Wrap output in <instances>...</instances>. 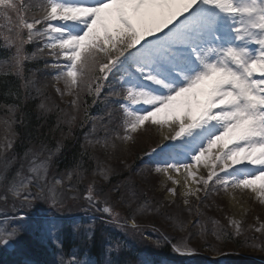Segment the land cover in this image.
I'll use <instances>...</instances> for the list:
<instances>
[{
  "label": "snow or ice",
  "instance_id": "1",
  "mask_svg": "<svg viewBox=\"0 0 264 264\" xmlns=\"http://www.w3.org/2000/svg\"><path fill=\"white\" fill-rule=\"evenodd\" d=\"M30 44L38 45L31 53L26 47ZM0 49L10 53L0 58V75L18 77L24 97L36 83L25 78L26 64L44 54L52 57L44 67L52 68L57 83L64 84V90L56 91L72 96L74 109L82 94L96 104L107 89L104 115L92 118L90 134L102 128L114 131L115 137L89 144L115 148V140L135 142V134L149 127L163 131L171 143L147 155L155 153L154 172L165 177V185L171 181L181 186L184 205H190L189 197L201 200L203 192L206 199L220 189L231 191L237 203V190H249L264 202V0H0ZM6 95L19 103L8 105L7 116L0 119V201L11 198L14 206L31 209L39 200L61 208L65 188L71 191L74 178L84 179L83 165L77 161L59 177L50 175L53 154L44 155L41 141L39 151L25 150L9 178L7 172L17 160L15 153L7 155L14 149L13 125L23 123L25 114L15 115L23 105L21 92L9 90ZM39 107L50 110L44 103ZM112 173L111 167L98 165L92 175L109 181ZM96 184L93 179L87 185L88 204L118 227L137 229L136 216L149 209L137 202L135 187L118 184L105 192L97 191ZM167 191L172 197L177 194L176 187ZM116 203L125 204L131 214L123 224ZM230 224L236 236L242 234L240 222L230 219ZM43 229L60 253L58 264H91L78 249L64 251L62 225L54 218L45 220ZM22 232L15 220L8 227L0 225V246H8ZM94 235L92 227L85 231L86 246ZM200 235H205L203 228ZM212 235L218 241L234 238L223 228L213 229ZM106 245L102 264H119L111 257L118 256L120 242L106 239ZM172 248L179 255L193 254L184 237Z\"/></svg>",
  "mask_w": 264,
  "mask_h": 264
},
{
  "label": "rangeland",
  "instance_id": "2",
  "mask_svg": "<svg viewBox=\"0 0 264 264\" xmlns=\"http://www.w3.org/2000/svg\"><path fill=\"white\" fill-rule=\"evenodd\" d=\"M35 81V87L39 89L37 91L38 98L43 100V97H45L47 94H49L53 99H55V94L58 95V92L56 91L57 86L51 81L48 75L41 73V78L38 80L33 79ZM49 92H53L54 95H51ZM81 95V99L82 96ZM69 95H64L63 100L65 102L69 101ZM57 98V97H56ZM59 99V98H58ZM80 99V100H81ZM56 100V99H55ZM82 102V100H81ZM100 104H103L102 99L99 100ZM55 102L45 100V105L48 109L54 108ZM80 106V102H79ZM79 108V107H78ZM77 110V109H76ZM64 111L61 109V112ZM106 120V118H105ZM114 127V126H113ZM92 129V128H91ZM157 132H153L152 129H147V131L141 130L137 133L136 136H140L139 139L133 141H127V142H121L120 140H115L116 147H108L107 149L103 148L102 153L105 150L111 151L113 155V164H107L106 158L100 157V159L103 161L101 165H106L108 167H111L113 169V173L115 174L119 169H125L131 170L127 174V177L123 178H116L117 184H130L135 187V191L137 193L138 198L142 197V195H146L147 198H149V205H148V211H146L143 215H137L136 220L138 224L137 229H132L130 224L126 227H118L116 223H113L110 221V217H108L106 214L102 213L101 211H98L95 207L94 208V215L95 217H106L109 219L108 222L104 223V231L102 232V238L106 242V235L107 231L106 229L108 227H112L113 231L117 232L118 235L123 233L126 235L132 242L139 244L140 251L152 256H158L155 254H160L162 248L164 247L163 243H169L170 240H173L175 243L178 242L180 237H184L185 241L189 244L190 248L196 246L197 248L203 247L207 244V248L210 250V254L205 250L207 253V257L212 262L209 264H229V260L233 255H236L234 257L238 258V262L241 264H264V259H260L259 255L261 257H264V245L263 247L257 246L254 249L246 247L244 253H235L233 249L235 248V243L232 241V243L223 242L222 240L218 241L214 235H212V231L215 228H223L226 230V232H232L235 231L233 226L230 224V219H237L238 222H240L241 228L244 227L245 221H254L255 223H258L262 220V217H264V202H261L260 198L256 197L255 194L251 193L249 190H237L235 192V196L237 199H239L240 203L238 204H247L246 209L244 211H239V217H234V209L231 207V203L228 201V197H231V191H225L222 190V196L212 197V195L209 194V196L205 199L203 192H201L199 195L201 197V200H197L196 197H189L190 205L186 206L183 204V197L180 195L181 193V187L179 185H173L171 181H168L167 184H164V176L162 174L155 173L151 168L147 169L143 166H136L134 165V158L136 156V153H138L141 150H144L148 147V149L152 146L154 142L151 140L162 141L164 139L162 133L163 131L159 130L158 128ZM103 133L95 134L93 141H95L98 138H102L105 136H109L110 139H114L115 132L105 133V131L102 129ZM120 134L123 135L122 130H120ZM4 136V130L3 125H0V140L3 139ZM155 140V142H156ZM151 142V145H150ZM165 144V142H164ZM11 151L9 150L7 154H9ZM10 156V155H8ZM97 156V155H96ZM98 157V156H97ZM118 162V164H117ZM116 164V165H115ZM25 165L27 166V161H25ZM53 164L50 163V167ZM115 165V166H114ZM20 166V163L17 161L14 165L11 164L7 175L9 178L15 173L14 168H18ZM239 166V165H237ZM236 166V167H237ZM26 173V168H25ZM204 175H206L205 170L202 172ZM27 174V173H26ZM175 174V173H174ZM50 175L59 177L61 174H58L55 170H50ZM176 175V174H175ZM99 182H101L103 179L99 177ZM106 182V181H105ZM71 185H74V188L69 191L67 188L64 190V204L61 208H52L49 203H46L44 201H35L34 206L29 209L27 207L20 208L19 204L17 203L15 206L13 205V202L11 198L7 203H4L3 201H0V225L3 227H8L9 224L15 220L17 223L23 226V232L21 235L18 236V238L12 240V244L15 246V250H19V248L26 247V245L29 246L27 242V238H29L27 235L29 232L31 234L37 233L38 235L35 236V241H33V237L30 236L31 243L35 246H41L37 244L39 241L42 243L46 248L48 247L52 256H49L44 253L43 256H41V262L44 264L43 261L44 258H46L47 261L51 264H58L59 260L61 259V256L57 250V247L54 245L52 240L46 235L43 229L44 221L49 218H54L56 221H58L63 228V222L65 224H68L72 222L73 218L84 220V213L91 210V206L88 204V202L84 199V196L86 195V189H87V181L83 179L77 180L73 179L72 182H70ZM77 185H86L84 190L80 193L76 190L78 189ZM97 186V184L95 185ZM115 186V185H114ZM113 187V186H112ZM176 187L177 194L174 197H170V194L167 191V188ZM33 192L36 191L35 188L32 189ZM82 194V195H80ZM76 196V199H73V196ZM232 198V197H231ZM174 201V202H173ZM176 201H180L177 203ZM218 201V203H216ZM145 203V200L143 201ZM118 205V203H116ZM103 205V204H101ZM220 206V208H219ZM116 207V205H115ZM189 208L191 210H189ZM168 212L166 218L162 219L161 226L163 229L162 231H151L153 228L143 219L154 217L153 215H156L158 212ZM19 214H25L27 215L26 219H23V215ZM125 219H131V215L128 216H122L120 219V223L123 224ZM161 219V218H160ZM169 220V221H168ZM222 220V221H221ZM179 221V222H178ZM214 221H218V224H214ZM75 224H78V220L73 221ZM182 222V224L180 223ZM205 230V235L202 237L200 235L201 229ZM207 229V230H206ZM171 230V231H170ZM198 230V231H197ZM171 233L174 234L171 237L167 236L165 233ZM259 233H262V229H260ZM105 235V236H103ZM61 236V233H60ZM174 236V237H173ZM236 236V235H235ZM123 237V240L125 238ZM173 237V238H172ZM112 239L111 234H109V238ZM246 239V238H245ZM169 240V241H168ZM258 240V239H257ZM252 240V245L258 244L257 241ZM205 248V249H207ZM244 248V247H243ZM43 250L45 248H42ZM227 250V253H224L222 250ZM4 248L0 246V262L3 261L5 256H7V252H4ZM194 250V249H193ZM13 252V253H14ZM223 252V253H220ZM226 254V255H225ZM257 256V257H256ZM3 257V258H2ZM81 257V256H80ZM121 253L119 252L118 256L113 255L112 258L116 260H120ZM204 252H196L193 251V254L191 255H179V254H172V258H178L181 262H186L185 259L189 258H196L198 261H202L203 258H205ZM2 258V259H1ZM15 258H18V255L15 256ZM27 258L23 260V264H36V261L32 258H29V255L27 253ZM51 258V259H50ZM85 258V257H81ZM19 260H22L18 258ZM148 260L145 256L140 257V255H136V258L132 260V262H125L119 264H151L148 263ZM166 262V261H165ZM169 263V262H167ZM165 264V263H160ZM171 264V263H169Z\"/></svg>",
  "mask_w": 264,
  "mask_h": 264
},
{
  "label": "trees",
  "instance_id": "3",
  "mask_svg": "<svg viewBox=\"0 0 264 264\" xmlns=\"http://www.w3.org/2000/svg\"><path fill=\"white\" fill-rule=\"evenodd\" d=\"M1 52V51H0ZM42 67V66H41ZM39 69L38 72H41V68H34ZM38 75H36V71H33L32 69H29V71L26 72L25 78L26 79H36ZM62 82V81H61ZM22 81L12 75L7 76H0V119H3L8 114V105L12 104H18L19 101H17L16 97L13 95H6V93L11 90L13 92L19 90L21 92V98L23 99V105L22 107H18L16 110V117L19 118L21 115V112L25 114L24 116V122L20 123L19 121L13 125V129L16 133L15 137V144L14 149L10 150L11 152L7 155L9 158L12 157V155L15 153L17 155V160L12 163L13 165L18 161L19 163L20 158L23 157L24 152L27 148L32 147L36 149L37 151L41 148V141L43 142V146L46 148V151L44 152V155H48L49 152L53 154L51 163L53 164L50 167V170H55L58 174H64L67 170H71L77 161H79L83 165V174H84V180L87 181L86 184H88L90 181L95 179L97 181L96 189L99 191L100 189H103L105 192L109 191L112 186L117 184L116 178H125L127 177V174L131 170H125V169H119L115 174H112L109 177V181L102 180L99 182V176L93 177L92 173L94 170L98 169V165H101L103 161L100 159L106 158L107 164H113V155L111 151L105 150L102 153L103 147L100 145L93 146L92 144H89V140L94 139L95 134L103 133L102 128H98L97 132L95 134L91 133L92 118L99 117L104 115V103L100 104L98 101L96 104L92 103V97L83 95L82 96V102L80 100V106L76 110L72 107L70 102H65L61 97V95L58 93L55 94V99H53L49 94H47L45 97H43V100L38 98L37 88L34 86L30 90V95L27 97L23 96V88H22ZM61 90H64V84L62 82V85L57 86ZM51 95H54L53 92H49ZM57 97V98H56ZM59 98V99H58ZM70 98V96H69ZM73 99V97H72ZM45 100L48 101H54V108L45 111L42 110L39 106L41 103L45 104ZM84 101H87V103H84ZM61 109L64 111L61 112ZM87 113V115H86ZM72 116H75V120H72ZM106 122V120H105ZM140 136H135V140ZM137 139V140H138ZM154 142V140H151ZM116 144V142H115ZM151 145V142H150ZM59 146V151H57V147ZM110 148V147H109ZM107 149V148H106ZM148 150V147L144 150L139 151L136 153L134 160V165L138 166V162L141 158V156ZM98 157H97V156ZM118 164V162H117ZM116 165V164H115ZM114 165V166H115ZM19 168V166H18ZM18 168H14L17 170ZM80 182V180H79ZM83 183V179H82ZM78 189L77 192H82L86 185H77ZM82 195V194H80ZM117 197L115 194H113V201L115 202ZM145 200V203L149 205V198L146 197V195H142V197L137 196V202L143 204ZM136 205L134 204L133 207ZM116 211L120 212L122 216H128L131 215L128 212L127 206L123 203L116 204ZM168 212H158L156 215H153L154 217H149L145 220L148 222L147 225L151 226L153 229L152 231L158 232L159 230H165L161 226L162 219L166 218ZM161 218V219H160ZM109 219L106 217H99L97 220H84L82 224V231H79L78 233V242L71 243V245L64 244V251L68 252L69 250H77L78 249V255H82L81 257H86L90 262L92 261L94 264H102L104 258H106L102 253L103 250L106 248V242L102 238V232L104 231V223L108 222ZM169 221V220H168ZM110 222V221H109ZM92 227L94 230V239L91 242L90 246H86L84 244V233L89 228ZM107 235L106 239L109 238V234H111L112 239L115 240L116 233L113 231L112 227H108L106 229ZM171 231V230H170ZM198 231V230H197ZM66 232H64L65 234ZM165 233V232H164ZM168 237L174 235L171 233H165ZM105 236V235H103ZM174 237V236H173ZM172 237V238H173ZM29 246L26 245V247H20L19 250H16L14 253H8L7 256L3 259L0 264H23L24 259L27 258V253L29 255V258H32L36 261L37 264H42L41 262V256L45 254L52 256L53 254L50 253L51 250L49 248L45 247L42 243L39 241L37 244L42 245L37 246L33 245L29 238L26 239ZM230 242L234 241L235 248L233 251L235 253H244L243 246L244 243H240V239L237 238V240H231ZM35 241V239H33ZM117 241L120 242V239ZM171 244H164V247L162 248L161 252L170 255L172 254V244L175 242L173 240H170ZM121 244V253L125 257L121 258V262H124L127 260L132 261L135 259L136 253L140 252L139 244H136L132 241L127 242V246L130 247L129 250L124 251V245ZM42 248H45L44 250ZM205 248H207V244L203 247L197 248L196 246L192 247V249L202 251ZM223 252H227V250L223 249ZM5 252V250H4ZM88 252V253H87ZM83 253V254H82ZM18 255V258L22 259L19 260L18 258H15V256ZM89 256V257H88ZM1 257V256H0ZM257 257V256H256ZM3 258V257H2ZM1 258V259H2ZM260 259H264V257H261L259 255ZM51 259V258H50ZM45 261L44 264H51L49 261L44 258Z\"/></svg>",
  "mask_w": 264,
  "mask_h": 264
},
{
  "label": "bare ground",
  "instance_id": "4",
  "mask_svg": "<svg viewBox=\"0 0 264 264\" xmlns=\"http://www.w3.org/2000/svg\"><path fill=\"white\" fill-rule=\"evenodd\" d=\"M162 133H164V132H162ZM163 137H164V135H163ZM173 175H175V174H173ZM178 178H182V177H178ZM164 180H165V177L163 178ZM176 186V185H175ZM181 187V186H180ZM171 197V196H170ZM232 197V196H231ZM231 197H228L229 199H228V201L231 203V207H233V209L235 210L234 211V217L235 218H237V217H239V211H244L245 209H246V205L247 204H238L237 202H236V200H233ZM237 200H239V199H237ZM242 205V206H241ZM237 220V219H236Z\"/></svg>",
  "mask_w": 264,
  "mask_h": 264
},
{
  "label": "water",
  "instance_id": "5",
  "mask_svg": "<svg viewBox=\"0 0 264 264\" xmlns=\"http://www.w3.org/2000/svg\"><path fill=\"white\" fill-rule=\"evenodd\" d=\"M4 247H6L9 251H12V249H13V247H12V245L10 243H9L8 246H4Z\"/></svg>",
  "mask_w": 264,
  "mask_h": 264
}]
</instances>
